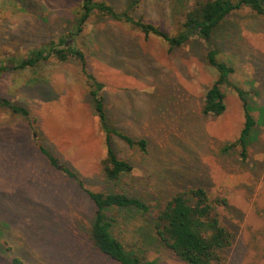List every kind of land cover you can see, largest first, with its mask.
<instances>
[{
  "label": "rangeland",
  "instance_id": "rangeland-1",
  "mask_svg": "<svg viewBox=\"0 0 264 264\" xmlns=\"http://www.w3.org/2000/svg\"><path fill=\"white\" fill-rule=\"evenodd\" d=\"M169 35L184 29L199 0H94ZM81 0H0V97L27 109L30 123L0 106V264H118L101 255L88 237L94 206L71 179L49 166L41 144L90 191L123 192L149 207L106 208L110 233L145 264H185L155 234L153 218L177 191L202 187L224 197L216 207L231 233L221 264H264V15L246 6L231 11L213 30L216 59L232 66L220 85L224 110L201 111L216 71L204 54L207 42L192 30L169 48L155 35L93 10L73 35ZM190 27H192L190 25ZM59 39H64L60 44ZM70 46L83 53L85 70L103 85L108 124L145 151L117 136L110 143L131 170L107 180L101 160L104 134L93 112L85 76L73 56L53 54L34 66L11 68L33 49ZM242 92L254 125L245 157L233 142L242 127Z\"/></svg>",
  "mask_w": 264,
  "mask_h": 264
},
{
  "label": "trees",
  "instance_id": "trees-1",
  "mask_svg": "<svg viewBox=\"0 0 264 264\" xmlns=\"http://www.w3.org/2000/svg\"><path fill=\"white\" fill-rule=\"evenodd\" d=\"M241 6L250 8L258 15H264V0H199L194 2L193 8L186 14L183 25L185 28L175 35H169L151 23L131 18L127 9L114 10L102 1L81 0L80 9L74 18L72 34L77 35L81 32L82 25L93 10H97L116 22L131 25L143 36L155 35L161 38L170 49L186 42L192 30H195V33L207 42V50L204 54L206 63L216 71L214 81L205 90L201 111L204 114L219 115L224 110V94L220 90V85L229 84L228 75L233 72V68L216 59V49L209 45V39L218 23L231 11ZM58 42L63 44L64 39H59ZM49 54H53L61 61L68 56H73L79 62L80 70L86 79L93 112L104 134L105 153L101 160L104 177L113 181L120 175L128 173L131 165L116 156L110 143V135L117 136L127 146H135L141 152L145 151V140L132 139L108 124L100 94L103 85L86 72L84 56L80 50L70 46L54 48L50 43L47 47L31 50L27 56L12 64L11 68L21 69L34 66L38 61L45 60ZM4 69L6 66L0 63V72ZM231 86L241 100L243 124L237 138L227 147H238L239 156L244 158L247 139L255 122L250 114V107L242 98L243 92L236 86ZM0 106L22 115L30 123L26 108L1 97ZM38 151L47 160L49 166L71 179L93 204V219L88 229V237L94 248L101 255L118 264H145L142 257L134 252H127L121 242L110 233L114 219L105 215L104 210L114 207L134 208L142 215H146L149 212L147 204L141 198L123 192L103 193L85 189L77 174L66 166L60 165L57 158L41 144H38ZM218 206L226 207V199L210 197L202 187L179 190L166 201L153 218L152 225L155 234L162 244L185 264H221L223 262L222 253L231 243V233L220 223L216 212ZM11 264H19L18 259L11 258Z\"/></svg>",
  "mask_w": 264,
  "mask_h": 264
}]
</instances>
